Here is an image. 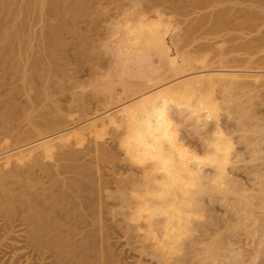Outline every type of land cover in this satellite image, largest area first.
Listing matches in <instances>:
<instances>
[{
  "label": "clouds",
  "instance_id": "obj_1",
  "mask_svg": "<svg viewBox=\"0 0 264 264\" xmlns=\"http://www.w3.org/2000/svg\"><path fill=\"white\" fill-rule=\"evenodd\" d=\"M128 22L121 16L106 23L90 49L89 55L108 62L106 68L89 64L87 78L72 74L63 86L84 98L114 101L121 89L157 80L153 34L140 27L147 21H133L134 36ZM110 124L129 169L121 177L127 187L120 199L133 214L146 209L155 264H264V113L238 79L220 81L214 91L194 85L147 96L120 109ZM205 201L224 213V201L236 208L240 219L231 212L229 218L241 224L248 246L233 239L236 229L225 231V224L193 234L196 223L209 219ZM194 212H203L205 221L189 226L186 217ZM247 217L252 220L244 224Z\"/></svg>",
  "mask_w": 264,
  "mask_h": 264
},
{
  "label": "bare ground",
  "instance_id": "obj_2",
  "mask_svg": "<svg viewBox=\"0 0 264 264\" xmlns=\"http://www.w3.org/2000/svg\"><path fill=\"white\" fill-rule=\"evenodd\" d=\"M7 1L0 0V9H6L9 7L7 5L10 4H7ZM22 1H24L23 12L24 15H26L29 11L31 1ZM171 1L172 0L146 1V7L142 6L140 10L130 16L127 27L129 35L134 36L137 28L134 26L133 21L136 19H139L140 21H147L146 24L141 23L140 27L147 28L149 32H152V40L156 46V55L161 62L160 64H162L161 68H165V73L162 70L160 71L163 73H159L158 81L161 83V81L166 78L165 75L167 73H172V76L180 75L179 77L176 76V79L172 81L168 80L169 82L155 86L152 84V87L154 86V88L151 87V89L148 88V85H146L148 86L147 89L142 88L143 91L139 90L140 88L137 89L140 94L137 97L135 96V99L127 104L117 107L115 110L108 111L103 115L93 118L86 124L85 127L74 131H68L63 127L71 122L74 124L77 123L81 115L85 114L86 111L89 110V102L85 100L84 97H78L79 95L76 97L75 95L77 94H75V100L73 99L74 102L69 106L68 112L63 110L62 106L57 105V102H54L57 103L55 105L52 101L54 106L45 105L44 107L46 108H39V110L35 113L37 108L35 109V107H32L30 110H27V108L25 109L27 105L24 108H20V104L17 103L18 105H14V102L16 101H14V104L12 103V106H10L9 104L11 102V98L7 99L6 96V100L4 99L3 101L1 98L2 94L0 93V247L3 248V244L6 243V240L9 241L14 239L13 241L24 242L23 244H7L8 247L12 248V252L14 253L13 255L16 256H21L26 252L25 250L28 251V249H30L32 251H37L39 254L44 256L43 258H45L46 254L49 252L52 253V255H54V253H60L63 257L65 255H67V257L74 256V259L75 254L76 257L78 254L82 255L81 257L83 261V254L85 255L87 249H83L82 251L79 250V252H77L78 249L81 248H76L74 246V248H71V246L67 244V241L70 236L72 237V235L80 234L82 231H80V229H82V226L84 228L85 223L88 225V222H90L89 218L93 214V209L96 208L99 212L102 211L103 208L101 209V201H103L104 198H109L110 194L107 196L106 194L108 192L106 193L105 190L112 184V181L109 180V176H106V172L104 175L103 172L105 169L103 172L100 168L94 171L87 162H80V160L87 154L90 155L89 152L92 151V149L95 150V152L101 151L102 155L98 153V155H94L95 157H98L99 161L101 157L105 158L106 156H109L107 155V150L103 149L107 147H103L102 145L104 143V137L111 130L110 121L120 111V109L128 107L129 105L137 103L147 96H151L159 92L177 89H190L194 85H203L214 91L218 82L227 79H238L241 86L252 84H256L254 86H257V84L264 83L263 70H231L224 67H210L207 64L208 61L206 59H202L200 61V63H202V69L198 71L191 70L192 66L194 67L192 64H195V62L199 60H196L197 58H193L194 61L196 60L194 62L192 58L189 60L188 58L190 57H186L184 54L180 55L177 51L178 44L181 45L180 42H182L183 46L191 45V43H193L192 38H194V35L197 31L202 32V29L200 30V28H204V26L207 25V22L211 23V25H209L208 33H210L211 30V33L213 34L216 31L217 33L221 32L220 30H223L224 26L226 27L227 25H230V23L233 22L234 19L237 20L238 17L237 15H235V17L234 15L230 17L227 16L231 8L227 7L228 9H226V7H223L216 12L214 11L212 14L209 13L208 15V13H206L207 15L205 14L204 16L198 18L197 23L187 27L184 34H175L171 29V21L165 20L161 10L156 9L153 17H149L144 10L156 8L160 3H171ZM214 1H229L241 5L246 2V0H192L191 2L194 4L193 7L200 6L198 8L201 9ZM37 2L36 11L39 16H43L45 13L54 14L55 17L56 15L58 16V21L47 29V34L49 36L60 35L68 30L65 20H63L64 18L62 19L61 17V12L63 13L62 10L67 9V0H37ZM253 2L254 1H252L251 5H253ZM172 4L173 3H171V5ZM256 4L257 3L255 1L254 5L256 6ZM75 5L77 7L76 9L70 8L71 11L69 9L67 10H69L73 16H78L84 11V8L79 1H77ZM186 5L185 7H187ZM173 7L177 10L179 7H183L184 9V5H179V7L174 5ZM12 8L13 7H10V10ZM181 8L179 10H181ZM237 11L250 13V16H248L247 20L241 22L238 21V24L235 23L236 26H238L236 28H248V30L252 31L254 28L256 30V25H258L259 22L255 24V20H260L262 14L245 8H239ZM9 12L10 11H8V13ZM24 27L25 26L21 24L19 28L10 32V34H22L21 31ZM227 28H224V30ZM9 31L10 30L8 29L6 30V32ZM202 33H200V35ZM205 33H207L206 30ZM260 41L262 40L257 38L254 39L253 42L251 41L252 43H244L238 46L241 47V45H243V49L246 48V50H253L255 45L261 43ZM133 43H139V41H133ZM84 44L85 43L83 42L82 48L84 47ZM43 45V49L45 51L44 54L36 57L31 63V69L33 72H39V70L42 69L41 71H43V74L39 79H33L29 76L27 68L24 66L21 67L20 61H15V63H13V60L11 61L14 65H16L17 62V72L21 75L22 79L21 84H23V87H26L25 90H27L25 93L27 94V92H29L30 94L31 92H34L33 94L36 95V101L42 104L45 103L46 99H51L57 94H65L68 90V87L63 86V82L66 80L62 78L63 71L53 68L51 62L48 60V57H55L58 49L64 46L65 43L61 39L55 38L54 40L47 41ZM10 50H12V48H9V46L6 47L7 53L10 52ZM4 57L6 56H3V58ZM160 69L157 68V71L159 72ZM190 70L192 72H190ZM19 88L20 86L16 88V91H19ZM13 89L15 88L13 87ZM13 91L16 94L15 90ZM13 99L14 98H12V100ZM7 103H9L8 106L5 105ZM2 105H5L4 108H2ZM76 114H79V116ZM91 142L93 144H90ZM85 148H88L87 152H83V149ZM108 152H110V150ZM111 154L112 153H110V155ZM114 179L115 180H113V182L116 181L119 190H126L127 184L124 180L121 178ZM87 191L92 193L87 195ZM94 191L96 193L95 196H93ZM112 196L114 198H120V193H113L111 197ZM97 199L100 203L99 201L98 203L96 202ZM105 200L107 201V199ZM144 211H146V209H140L134 214L129 211L128 218L130 221H133L132 224L135 222L137 229L141 231L143 237L147 240L151 235L152 229L151 224L144 220ZM202 216L203 212H200V214H196L194 212L187 216L186 219L189 226H192V224L196 222H202V220L195 221L196 218H200ZM96 217L97 216L95 215L94 217L92 216L93 219ZM247 218L252 220V217L251 219L250 217ZM93 219H91V221ZM256 219H258V217H256ZM202 228L203 223H196V226L192 229L193 234H195L194 231ZM15 232L21 233H18L17 236L12 235V233L15 234ZM83 235L84 237H88L90 234L86 232L83 233ZM10 242L11 241H9V243ZM73 249H77L75 254L73 253ZM80 252L81 254H79ZM0 254H2L1 251ZM20 256L18 257L19 259ZM78 258H80V256L73 260L77 261L79 264L81 260L78 261ZM82 264H85V261L84 263L82 262Z\"/></svg>",
  "mask_w": 264,
  "mask_h": 264
},
{
  "label": "rangeland",
  "instance_id": "obj_3",
  "mask_svg": "<svg viewBox=\"0 0 264 264\" xmlns=\"http://www.w3.org/2000/svg\"><path fill=\"white\" fill-rule=\"evenodd\" d=\"M8 1L7 4L10 5H7L9 6L7 7L8 9L6 8L7 11L6 9H0V93L2 94V96L1 94L0 96L3 101L6 96L7 99L11 98L10 104L9 103L5 104L7 106L8 104L12 106V103L16 101L14 102L15 104L14 103L13 104L14 105H16L17 103L20 104L19 106L20 108H24L26 105L27 107H25V109L27 108V110L28 109L30 110V108L32 107H35V109L37 108L35 111L36 113L39 110V108L40 109L46 108L44 107L45 105L52 106L53 104L56 105L57 103H58L57 105L62 106L63 110L68 112L69 106L73 104L75 100L74 95L77 93L72 91L70 88H68L65 94H57L55 97L51 98L52 100L46 99L45 103L43 104L39 103L38 101H36V95L33 94L34 92H31L32 95L31 93L29 94V92H27V94L25 93V91L27 90H25L26 87L24 88L23 84H21L22 79H21V75H19L17 72V66H18L17 62L20 61L21 67L24 66L25 68H27L28 70L27 73L29 74V76H31L33 79L35 78L39 79L43 74V71H41L42 70L41 69L39 70V72L38 71L33 72L31 69L32 61L36 57L44 54L45 51L43 49L44 47L43 44H45L49 40H54L55 38L61 39L65 43V45L58 49L55 57H48V60L51 62L53 68L62 70L63 71L62 78L64 79H70L72 74H75L80 79L87 78L90 75L89 64L101 63V66L105 68L108 65V62L103 60L102 57L89 55L90 49L93 47L94 42H96L104 35V25L117 17L127 16L128 18H130V16L133 15L136 11L140 10L142 6L146 7L145 3L148 0H67L68 6L70 5L69 7L67 6V9L69 10L70 8L76 9L77 7L75 3L79 1L83 6L84 11L80 13L78 16H73L70 12L71 10L70 11L67 9L62 10L63 13L61 12L62 14L61 17L62 19L64 18L63 20H65V24L67 25L68 30L60 35H55V36H49L47 34V29H49L52 25H54L58 21V16L56 15L55 17L54 14H49V13L47 14L45 13V15L39 16L36 11L37 9L36 6L38 4L37 0H30L31 1L30 8L29 11L27 12L28 14L26 13V15H24L23 12L24 1L12 0L13 4L11 3V0ZM172 1H171V3H173L172 5L171 3L168 2L160 3L156 8H152V9L149 8L144 10L146 11L149 17H153L156 9L161 10L165 20L171 21L172 23L171 29L172 32H174L175 34H180V35L184 34L185 29L193 25L194 23H197L198 18L204 16L206 13H208V15L209 13L212 14L214 13V11L216 12L223 7H226V9H228L227 7H230L232 9L231 10L229 8L230 10L227 16L230 17L234 15L235 17V15H237L238 17V19L236 17L237 20L234 19V21L232 20L233 22L230 23V25L232 24L231 27L233 26L232 28L230 27V25H227L226 27L224 26V28L228 27L227 29H225L226 31L222 27L224 32L223 30L219 29L221 32L217 33V31L216 32L214 31L215 33L213 34L211 33L212 32L211 30L210 33H208L209 25H211V23L207 22V25L205 23L206 26H204V28H200V30L202 29L201 31L204 34L199 31H197L195 35L193 34L194 38H192L193 43H191V45L183 46L182 42H180L182 46L178 44L177 51L179 52L180 55L184 54V56L190 57L188 58L189 60L191 58L192 60L193 58L194 59L197 58L196 60H199V61L195 60L196 62L193 60L195 64L192 65H194L195 68L192 66V68L194 69L191 68V70L198 71L202 69V63H200V61L202 59H206L208 61L207 64L210 67H224L231 70L239 69V70L264 71V40H263L264 39L263 37L264 36L263 33L264 0H258V1L246 0L245 4L242 5L235 4L229 1H214L209 5H207L206 7H203L204 9L198 8L200 6L193 7L194 4L191 2L192 0H172ZM252 1H254L253 5L255 4L256 1L257 3L256 6L251 5ZM140 3L143 5H141ZM174 5H177V7H179V5L180 6L184 5V9L183 7L182 8L179 7V9L181 8V10L179 9L177 10L173 7ZM185 5L187 7H185ZM10 7L13 8L10 10ZM239 8H245L247 10L256 11L262 14L260 20L259 19L258 21L255 20L256 22L253 21L255 22V24L259 22V24L256 25L258 27V28L256 27V30L254 28L253 31L248 30V28L247 29L246 28L239 29L240 27L238 29L236 28L238 27L236 26V24H238L237 23L238 21L241 22L247 20L248 16H250V13L237 11V9ZM8 11L10 12L8 13ZM21 24L25 26L24 27L25 30L23 29L21 31L23 35L21 33L10 34V32L19 28ZM7 29L10 31L6 32ZM203 29H205L207 33H205V30ZM200 33L202 34L200 35ZM257 38H260V40H262L260 41L261 43H259L261 46L257 44L253 47V50H248V49L246 50L245 47H244L245 49H243L242 48L243 45H241V47L238 46L244 43L249 44V42L251 41L253 42V40ZM83 42L85 44L84 47L82 48ZM8 46L9 48H12V50H10V52L7 53L6 47ZM3 56L6 57L3 58ZM12 60L14 61L13 63L17 61L16 65H14L11 62ZM160 63L161 62L158 58L157 65L159 69L162 66V64ZM161 70L164 71L165 73L164 67H162L158 73H163L160 72ZM191 70L190 72H192ZM166 75H165L166 78L164 77L165 79H163L162 81L159 79L161 83L157 79L155 80L157 82L154 81L146 84L149 87L144 84H133L130 85V89L133 90L121 89L120 94L115 98L114 101L113 100L105 101L102 100V98L99 99L91 96L84 98L89 102V106H88L89 110L86 111L85 114L81 115L77 123L74 124L71 122L69 124H66L63 128H66L68 131H74L79 128L81 129L85 127L86 124L89 121H91L93 118L103 115L108 111L115 110L117 107L127 104L133 99H135V96L137 97L140 94L139 90L143 91V89H147V87L151 89L152 84L154 86L163 84L172 81L180 76V75L172 76V73H167ZM254 85L253 84L244 85L241 87L244 88L249 93V98L256 105L258 109V113H264V83L257 84V86ZM19 86H20L19 88L20 93L18 90L16 91V88H18ZM154 86L152 88H154ZM13 87L15 89H13ZM137 89L139 90L137 91ZM13 90H15L16 94L14 93ZM57 96L60 97V102L56 101ZM75 96L77 97L78 94ZM12 98L14 99L12 100ZM28 99L30 100V102ZM29 104H31L32 106ZM5 105H2V108H4ZM76 115L79 116V114ZM106 136L104 137V143L102 146L107 148H103V147L102 148L107 150L108 153L107 155H109L110 157L106 156L105 157L106 159L101 157L103 159L100 158L99 161L98 157L95 156L98 154L102 155L101 151L95 152V150L92 149V151L89 152L90 155L87 154L85 157H82L80 162H87L89 166H91V169H93L94 171L97 170L98 168L102 169L101 170L102 172L104 169L106 170V171L104 170L103 172L104 175L106 172L107 173L106 176H109L108 177L110 178L109 180L112 181L111 182L112 184L108 188H106L107 191L105 190L106 193L108 192L106 194L107 196L110 194L109 198H104V200L101 201L102 202L101 209L102 208L103 209L100 212L102 213H100L99 210L96 208L93 209L92 210L93 214L89 218L90 222H88V225L87 223H85L86 225L84 224V228L83 226L81 227L82 229H80V231L82 230L83 233L87 232L90 235H88V237L87 236L84 237L81 231L82 234L80 233L77 235L76 234L72 235V237L70 236V238L67 241V244L71 246V248L73 246L76 248L77 247L81 248L78 249L77 252H79V250L82 251L83 249H87L85 255L83 254V258H84L83 261L81 257L82 255L77 254V257L80 256L81 258V259L78 258V261L81 260L79 264H82V262L84 263V261L85 264L87 262L90 264H155L156 258L153 255L151 248L147 243V240L143 237L141 231L137 229L135 222L134 224H132L133 221H130L128 218L129 211L125 209L119 197H115V198L113 196L111 197L113 193H117V194L121 193V190H119L117 187L116 181L113 182V180H115L114 178L116 179L121 178L123 174L126 173L129 169L127 165H123L124 162L119 158V156H121L122 153H119L118 151V145L115 142L116 139L115 132L113 130H110V132ZM188 142L192 144L194 147L199 148V144L197 141L189 140ZM90 144L93 143L91 142ZM87 149L88 148L83 149L84 150L83 152H87L88 151ZM109 150L110 152H108ZM110 153L112 154L110 155ZM111 177L114 178L112 179ZM91 193L87 191L86 194L88 195ZM95 195L96 193L94 191L93 196ZM105 199H107V201ZM98 201L99 200L97 199L96 202L98 203ZM205 204H206L205 212L209 217V219L205 223H203V228L201 230H204L208 226L219 229L220 226L221 227L223 226L222 224H225L228 226L225 228V231H231L232 229H236L235 232H232L233 239L238 240L242 245L245 246L249 245V241L244 238V235L240 231L241 224L237 223L234 225L232 223V220L229 218V212H231L236 215L238 220L240 219V213L237 212L236 208L233 205H230L227 201L222 202V206L229 210L228 212L224 213L225 210L221 208L219 205H212L207 201H205ZM94 215L97 217L93 219L92 216L94 217ZM256 217H258V219H261L259 213H256ZM91 219H93L94 221L93 220L91 221ZM199 220L205 221L204 214L202 217L196 218L195 221H199ZM249 221L250 220L248 218H245L243 223L247 224ZM194 232L196 233V231ZM18 233L21 232H15V234L12 233V235L17 236ZM13 240H9L11 241L10 243L9 241L6 240L5 243L6 245L3 244V248L0 247L2 249V250L0 249L2 253L0 254V264H74V263L78 264L77 261H74L77 258L75 254V251L77 249L75 250L73 249L74 252L72 251L75 254V259L73 258L74 256H70V255H68L70 257H67V255L63 257V255H60V253L58 252H57L58 254L54 253V255H52V253L49 252L48 254H46V257L43 258L44 256L39 254L37 251H32L30 249H28V251L25 250L26 252L23 253L21 256L13 255L14 253L12 252V248L8 247L7 244L11 245L12 243H18V244L24 243ZM79 254H81V252ZM19 256L20 259L18 258ZM56 258L58 259V261Z\"/></svg>",
  "mask_w": 264,
  "mask_h": 264
}]
</instances>
